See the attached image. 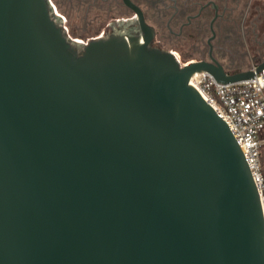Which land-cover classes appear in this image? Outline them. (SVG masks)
I'll return each instance as SVG.
<instances>
[{
	"label": "water",
	"instance_id": "95a60500",
	"mask_svg": "<svg viewBox=\"0 0 264 264\" xmlns=\"http://www.w3.org/2000/svg\"><path fill=\"white\" fill-rule=\"evenodd\" d=\"M128 3V0H126ZM118 29L78 42L51 0H0V264H264L262 191L186 66Z\"/></svg>",
	"mask_w": 264,
	"mask_h": 264
},
{
	"label": "flooded vegetation",
	"instance_id": "af4514ba",
	"mask_svg": "<svg viewBox=\"0 0 264 264\" xmlns=\"http://www.w3.org/2000/svg\"><path fill=\"white\" fill-rule=\"evenodd\" d=\"M84 9L81 21L91 30L88 42L118 29L142 36L137 12L154 31L150 46L176 53L181 61L218 62L229 74L251 70L264 62L254 57V65H238V57L226 47L242 39V0H77ZM99 32L97 33V31ZM98 35H95V34ZM70 34V33H69ZM101 36V37H99ZM73 37V36H72ZM76 38V37H74Z\"/></svg>",
	"mask_w": 264,
	"mask_h": 264
},
{
	"label": "built area",
	"instance_id": "2783aa9c",
	"mask_svg": "<svg viewBox=\"0 0 264 264\" xmlns=\"http://www.w3.org/2000/svg\"><path fill=\"white\" fill-rule=\"evenodd\" d=\"M64 28L69 34L67 28ZM174 56L181 66L191 63H183L176 53ZM254 69L257 67L251 70ZM189 84L202 94L229 126L262 191L264 201V178L261 172L264 145V70L256 72L252 79L227 84H220L209 73H195Z\"/></svg>",
	"mask_w": 264,
	"mask_h": 264
},
{
	"label": "rangeland",
	"instance_id": "374dc122",
	"mask_svg": "<svg viewBox=\"0 0 264 264\" xmlns=\"http://www.w3.org/2000/svg\"><path fill=\"white\" fill-rule=\"evenodd\" d=\"M58 13L62 16L64 26L71 36L78 41H87L91 30L85 28L81 21L84 9L80 7L77 0H51ZM242 39L241 42L227 46V53L238 57V65H254L252 58L264 56V0H242ZM84 35L87 37H81ZM95 35H98L97 33ZM81 42V41H80ZM187 63V61H182Z\"/></svg>",
	"mask_w": 264,
	"mask_h": 264
},
{
	"label": "trees",
	"instance_id": "16d2710c",
	"mask_svg": "<svg viewBox=\"0 0 264 264\" xmlns=\"http://www.w3.org/2000/svg\"><path fill=\"white\" fill-rule=\"evenodd\" d=\"M98 32L99 30L97 31V33ZM263 140H264V133H263ZM261 172L264 178V145H263L262 154H261ZM263 194H264V189H263Z\"/></svg>",
	"mask_w": 264,
	"mask_h": 264
},
{
	"label": "bare ground",
	"instance_id": "6f19581e",
	"mask_svg": "<svg viewBox=\"0 0 264 264\" xmlns=\"http://www.w3.org/2000/svg\"><path fill=\"white\" fill-rule=\"evenodd\" d=\"M54 5V4H53ZM55 8H56V6H54ZM56 13L58 14V15H60L59 13H58V11H57V9H56ZM61 16V15H60ZM78 42H80V41H78Z\"/></svg>",
	"mask_w": 264,
	"mask_h": 264
}]
</instances>
